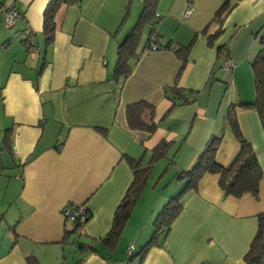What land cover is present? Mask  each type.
Instances as JSON below:
<instances>
[{"label": "crops", "instance_id": "0c3cea01", "mask_svg": "<svg viewBox=\"0 0 264 264\" xmlns=\"http://www.w3.org/2000/svg\"><path fill=\"white\" fill-rule=\"evenodd\" d=\"M48 1L0 0L18 10L8 27L0 9V264H28V257L38 264H244L256 216L264 213V130L251 107H236L235 113L262 168L257 196L225 195L219 175L205 173L197 188L182 196L167 235L142 259L136 253L152 234L158 197L151 202L140 192L114 248L101 238L132 181L131 158L147 162L165 140L166 155L156 162L167 157L175 179L178 170L193 165L211 135L222 134L219 163L227 164L236 153L239 144L225 116L232 103L253 101L235 89V81L237 68L260 47L264 0H231L212 46L206 35L216 30L214 17L224 0H158L162 42L192 41L187 58L182 62L171 49L138 47L125 79L112 75L114 43L129 32L143 0L62 4L53 41L46 44ZM221 44L234 64L229 80L214 76ZM214 80L235 89L226 102L217 98L221 86ZM173 85L191 92L192 101L171 106L164 88ZM139 100L154 105L157 127L150 134L127 124L126 105ZM176 182L183 187L184 181ZM70 202L89 213L77 230L62 214ZM83 242H93L94 249L78 248Z\"/></svg>", "mask_w": 264, "mask_h": 264}, {"label": "trees", "instance_id": "16d2710c", "mask_svg": "<svg viewBox=\"0 0 264 264\" xmlns=\"http://www.w3.org/2000/svg\"><path fill=\"white\" fill-rule=\"evenodd\" d=\"M77 0H49L43 12V34L46 44H50L54 38L55 13L62 4H72ZM158 0H143L142 8L134 24L124 38L117 44L115 67L112 72L114 77L125 79L132 71L134 59L138 56V45L141 38L144 44L141 49H151V44L155 49H171L177 57L184 62L189 53L192 41L187 45H181L170 39L162 42V36L157 31V26L161 20L160 14L156 12ZM231 0H224L221 7L215 14L214 20L217 22V28L213 33L206 35V41L209 46L214 44L216 37L223 31L222 20L232 8ZM256 37V35H255ZM260 47L254 57L249 62L253 75V85L255 90L254 100L250 103L238 101L232 103L226 112L225 122L230 127L234 137L238 141L239 147L231 160L223 165L216 160V151L222 140V134L211 135L205 146L202 148L193 165L184 170H178L175 173V179L184 181L180 191L169 196L168 200L162 205L152 220V234L136 253L142 259L147 250L161 243V240L170 230V225L178 213L181 211V198L190 191L195 190L198 182L205 173H217L219 175L218 184L225 195L240 197L245 193L253 196L258 194L259 180L262 176V168L258 162L255 151L251 143L244 137L235 113L236 107H251L259 118L262 130H264V35L259 37ZM26 49H29L28 42H24ZM140 48V47H139ZM228 56L225 44L216 48V56L221 67L224 56ZM213 73V72H212ZM164 95L171 101V106L185 104L190 101V97L185 93L183 87L176 85L165 87ZM126 120L128 127L134 130H141L146 133H152L157 127L154 121V105L144 100H139L126 105ZM9 129L6 131L3 142L8 141ZM169 143L161 140L151 150L147 162L142 163L141 159L131 158L129 163L132 167L133 178L126 190L125 195L117 205L112 225L106 235L101 238L103 244L109 248H114L120 237V233L130 215L131 209L143 189L146 179L156 160L164 157L168 150ZM2 167L0 166V169ZM87 219L89 213L86 210ZM257 226L255 233L249 243L248 249L243 255L244 264H264V213L256 216ZM87 221V220H86ZM85 221V222H86ZM82 223L73 222V229L77 230ZM79 242V241H77ZM80 249H94L93 242L78 243ZM133 250L129 252L131 256ZM28 264H38L33 257H28Z\"/></svg>", "mask_w": 264, "mask_h": 264}, {"label": "rangeland", "instance_id": "374dc122", "mask_svg": "<svg viewBox=\"0 0 264 264\" xmlns=\"http://www.w3.org/2000/svg\"><path fill=\"white\" fill-rule=\"evenodd\" d=\"M124 32L119 37L116 44L114 43L115 49H116L118 42L123 39V37L125 35ZM253 41L257 44V39L253 40ZM143 44H144V40H143V38H141V41L139 42L138 47L142 48ZM218 65H219V63H218ZM218 65L214 69L215 78L227 77L228 79L227 78L226 79L229 80V78H230L229 70H225L222 67H219ZM233 66H234V64H233ZM253 81L254 80H253V75H252V72L250 69V65H249L248 61H246V64H243L242 66H239L237 68V78L235 81V85H237V86H235V89L236 90L239 89V91L241 93H243L245 96H250L254 100L255 90H254ZM212 83H214L215 87L218 85L221 86V91H219L217 98L219 97V99H221L223 102H226L229 99V97L232 95V93H234V91H235V89L232 87L231 84H228L226 86L223 82L217 81V80H214ZM190 94H191V92H189L188 95L191 96ZM247 103H250V102H247ZM186 106H189V105H186ZM148 157H149V155H147V157L144 160H147ZM167 161H168V158L166 157V158H163V159L157 161L153 165L152 170L146 179V183H145L146 187L144 185L143 190H141V191H143L141 193L142 196H144L143 198L151 197V202H152L154 197H158L157 199H159V200H157V201L161 202V201H163L162 199H163L164 195H167L168 193L175 195L181 189V188H178L176 179H174V176H173L174 170L171 168V166L169 167V165L166 164ZM175 186L178 188V190H177V188H175ZM171 194H170V196H171ZM168 198L169 197H167L166 200L162 203L159 202V204H158L159 206L157 205V207H160V208L157 210V212L161 209L162 205L168 200ZM138 204H140V202ZM149 205H150V203H149ZM144 209H145V206L139 210L138 215H137L138 217H142L140 213L145 214ZM154 217L155 216H153L152 219H154ZM122 236H124V235H122ZM149 237H148V239H149Z\"/></svg>", "mask_w": 264, "mask_h": 264}, {"label": "built area", "instance_id": "2783aa9c", "mask_svg": "<svg viewBox=\"0 0 264 264\" xmlns=\"http://www.w3.org/2000/svg\"><path fill=\"white\" fill-rule=\"evenodd\" d=\"M0 9L3 13V18L5 21V24L8 27H11L17 16H18V10L14 5H8V6H1ZM189 9L186 10V13H189ZM155 49V45L151 44V50ZM221 67L225 70H230L233 67V62L230 57L227 55L223 57L221 62ZM62 214L64 217L71 221V222H78V223H84L87 220V214H86V208L83 204H75V203H67L62 210ZM132 251V247L130 246L128 249V253Z\"/></svg>", "mask_w": 264, "mask_h": 264}]
</instances>
